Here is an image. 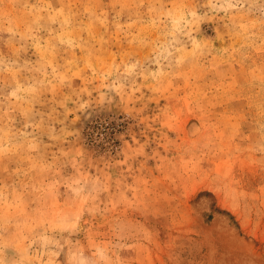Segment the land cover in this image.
<instances>
[{"label": "rangeland", "instance_id": "rangeland-1", "mask_svg": "<svg viewBox=\"0 0 264 264\" xmlns=\"http://www.w3.org/2000/svg\"><path fill=\"white\" fill-rule=\"evenodd\" d=\"M0 264H264V0H0Z\"/></svg>", "mask_w": 264, "mask_h": 264}]
</instances>
